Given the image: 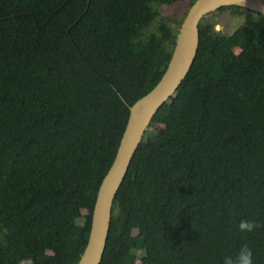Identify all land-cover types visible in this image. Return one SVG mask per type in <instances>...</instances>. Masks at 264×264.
I'll use <instances>...</instances> for the list:
<instances>
[{
  "label": "trees",
  "instance_id": "16d2710c",
  "mask_svg": "<svg viewBox=\"0 0 264 264\" xmlns=\"http://www.w3.org/2000/svg\"><path fill=\"white\" fill-rule=\"evenodd\" d=\"M184 0H0V264H76L129 106L164 73ZM224 10L243 21L215 29ZM192 65L113 199L99 264H264V14L199 21ZM238 52H235V49Z\"/></svg>",
  "mask_w": 264,
  "mask_h": 264
},
{
  "label": "water",
  "instance_id": "95a60500",
  "mask_svg": "<svg viewBox=\"0 0 264 264\" xmlns=\"http://www.w3.org/2000/svg\"><path fill=\"white\" fill-rule=\"evenodd\" d=\"M231 5L264 14V0H194L180 24L164 73L150 91L129 106L127 122L114 159L96 194L86 245L76 264L100 263L108 235L113 199L152 117L173 96L192 65L199 43V21L220 7Z\"/></svg>",
  "mask_w": 264,
  "mask_h": 264
},
{
  "label": "rangeland",
  "instance_id": "374dc122",
  "mask_svg": "<svg viewBox=\"0 0 264 264\" xmlns=\"http://www.w3.org/2000/svg\"><path fill=\"white\" fill-rule=\"evenodd\" d=\"M186 8L187 0H184L172 5H163L160 7V11L162 16L179 19L184 15ZM214 19L216 20L215 29L226 34H230L243 21L241 15L234 14L230 10H224L221 13L215 14ZM235 52H238L237 48Z\"/></svg>",
  "mask_w": 264,
  "mask_h": 264
},
{
  "label": "clouds",
  "instance_id": "9594fccd",
  "mask_svg": "<svg viewBox=\"0 0 264 264\" xmlns=\"http://www.w3.org/2000/svg\"><path fill=\"white\" fill-rule=\"evenodd\" d=\"M264 226L253 219H244L238 223V229L241 232H252L255 229ZM223 264H253L252 251L247 244L241 245L235 256H225Z\"/></svg>",
  "mask_w": 264,
  "mask_h": 264
}]
</instances>
